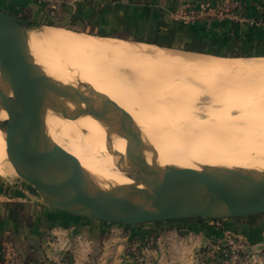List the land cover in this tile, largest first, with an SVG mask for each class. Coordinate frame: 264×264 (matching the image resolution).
I'll list each match as a JSON object with an SVG mask.
<instances>
[{
	"label": "rangeland",
	"instance_id": "rangeland-1",
	"mask_svg": "<svg viewBox=\"0 0 264 264\" xmlns=\"http://www.w3.org/2000/svg\"><path fill=\"white\" fill-rule=\"evenodd\" d=\"M100 1L103 2V0ZM104 1L115 4V7H119L120 4H125L127 7L130 6L133 15H143L147 12L150 16L154 17V19L159 18L160 20H165L170 18L172 21L192 20V16L194 17L199 14L197 11L203 8V6H207L203 3L194 8L192 3L187 5L184 2L185 0H167L166 4H169V6L167 5L169 7H167V10L164 7H156L153 0ZM78 2H80V0H37V4L41 6L40 10L42 9V12L35 14L28 10L22 17L35 24L33 27L36 29H44L47 27L48 29L51 27L66 28L83 34L112 37L134 45L142 44L155 49H161L169 54H179L182 59L185 60L179 62L182 65L173 63L174 65L169 64L164 66L157 63L155 66H152L153 68H148V65H146L144 73L148 72V74H144L146 76L143 75L142 77L140 75L141 78L139 74L134 77V71L130 69L132 65L118 70V73L122 74L123 78H126V80L125 83L117 85L119 89L123 88V92L125 90V93L129 95H127L128 98H131L129 101L126 98L125 101H127L125 103L136 112L138 111L136 109H139V111L142 110L140 112L138 111V113L144 115L142 119L146 118L149 120V125L158 120V126L155 130L153 128L147 129L139 127V129L145 133L143 134L146 136L145 138L148 137L147 141L151 145H155L153 141H160L164 144L167 143L168 154H166V158L167 156H171L170 152L172 153L174 151L173 149L177 151L182 148L183 153L182 149L179 151L182 157H178L180 158L178 161L181 160L179 162L184 166L186 165L185 167H196L197 165V167H201L204 166V163L209 164L211 162L212 164H216L214 161H221L218 163H226L227 165L260 166L264 168V150H261V148L258 150V146L260 147L261 143H263L261 146L264 147V61L248 63L245 66H230L226 63H219V61H217L214 62L216 65L215 67L204 69V67L196 66L190 59L201 60L202 58L204 60L210 61L212 59L216 61L214 56L183 52L181 50L163 47V45L152 44L153 42L150 40H144L146 36L137 31L136 28L131 31L129 29L115 30L107 34L108 30L103 32L101 27L97 24L92 23L91 20L85 21V18L80 16L81 10ZM225 3L228 4V2ZM102 6L101 8L105 9L104 4ZM170 6H172V8H170ZM187 7L191 9H187ZM217 7L220 10V8H225L226 4L223 5L222 3L217 5ZM115 10L118 16L119 10L117 8ZM204 17L205 16H203V18ZM47 21H52V23ZM188 58L190 59L188 60ZM191 62L192 64H190ZM125 73H127L126 76ZM139 73L141 74V72ZM125 84L127 86H125ZM140 87L143 88L141 89ZM169 90L171 92H169ZM141 96H143V98ZM158 100L164 103L168 102V104L163 106L164 103L162 104ZM132 101H135V104H132ZM172 101L175 105L177 104L179 108L175 106V109V107H173L174 105L172 106ZM154 102L158 103H155L156 107L161 105L160 108L162 107V110H165V113H167L164 115V111L162 112L159 108V110H156L154 104H152ZM169 104L170 107L168 108ZM171 106L173 110H171ZM146 108L148 112L151 113L144 114V112H147ZM151 108H155V111L152 112ZM144 109L145 111L143 112ZM58 114L60 115V112H58ZM64 117L67 118L65 115ZM151 118L152 120H150ZM202 129L203 133H201ZM223 135L225 136V140H229L226 143H228V145L232 144L231 146H233L236 137H249L248 139L253 137L254 140L252 143L255 144V138H263H261V140L258 139L260 145L256 144L257 148L253 147L255 145H252L249 141L252 147L247 144L250 148L246 147V152H243L244 157L242 160H237V157L231 152L225 154L223 150L222 152L218 150L219 152L215 153L217 152L216 150L213 154L217 157L213 156V160H211L213 158L212 156L209 159L206 158L209 156H203L204 158L202 159L201 157H196L192 159V161L190 155L189 159V153L187 154V152L190 150H188V147L194 144L189 141H195L194 139L199 137L208 138L209 140L221 139L222 143H225ZM248 139L245 141H248ZM69 142L70 138H63V144L65 146H68ZM175 144L177 145L176 147ZM154 147L159 148L158 145ZM159 150L160 148L154 152V154H156L157 151L158 158L162 153H160L162 150ZM174 154L177 153L175 152ZM184 156H186L185 159L187 158L189 161H187V159L185 160ZM234 157L236 158L234 159ZM229 158L235 161L229 162L231 160H229ZM164 163L167 164L165 159ZM168 164L172 165L171 163ZM4 168V171L0 172V183L3 182L4 187L7 184H11V182L16 183L15 180L32 186L27 181L23 180L17 172L12 170L8 165H5ZM257 218L259 219H255L256 221L250 219H244L245 221H242L243 219H237L234 222L232 221L233 223H230L232 226L220 225V234L209 237L206 243H203L206 238H202L201 240L195 238L198 233L189 225V231L183 232L184 226L187 224L186 222L197 219L170 220L139 225L116 223L122 227H117L115 231L112 229L110 230L111 232L103 234L99 247L100 251L97 257H93L90 261L94 260L93 264H264V217L258 215ZM176 222L180 223L177 224ZM125 226L128 227V229L133 227L137 228V230L143 229V233H133L125 229ZM105 239L111 249L113 248L109 255H104L102 252L103 241ZM121 246L125 248L120 249L122 248ZM69 254L70 253L65 254L59 252L54 256L51 255L47 259L48 264H74V257H71Z\"/></svg>",
	"mask_w": 264,
	"mask_h": 264
},
{
	"label": "water",
	"instance_id": "water-1",
	"mask_svg": "<svg viewBox=\"0 0 264 264\" xmlns=\"http://www.w3.org/2000/svg\"><path fill=\"white\" fill-rule=\"evenodd\" d=\"M33 26L28 19L0 9V69L16 90L15 101L4 105L8 113L4 123L13 129L7 137L13 153L8 155L17 174L35 188L46 206L127 225L264 214V168L208 164L178 170L161 165L157 151L155 166H149L144 149L153 145L140 132L132 114L109 99L102 101L111 110L101 121L107 126L127 125L138 160L130 174L142 182L109 189L96 183L89 170L71 162L69 152L51 138L46 125L54 95L84 101L81 113L92 116H96L95 105L80 89L52 81L33 61L27 35ZM92 101L96 103V98Z\"/></svg>",
	"mask_w": 264,
	"mask_h": 264
},
{
	"label": "bare ground",
	"instance_id": "bare-ground-1",
	"mask_svg": "<svg viewBox=\"0 0 264 264\" xmlns=\"http://www.w3.org/2000/svg\"><path fill=\"white\" fill-rule=\"evenodd\" d=\"M27 35L29 36L30 39V47L32 50L31 53H32L33 61L41 65V67L47 73L48 77H50L52 81L59 83L61 85L76 87L80 89L81 91L85 92L88 96H90L91 98L90 102L95 105L96 116H92L84 112L81 113L82 109L86 107L84 101L69 100L61 96L54 95L55 98H53L50 108L47 110V114H46L47 130L51 138L54 141H56L58 144L63 146L69 152L70 160L72 163L83 166L84 168L89 170L91 175L94 177L96 183H98L101 187L105 189H109L119 184L138 186V184L142 182L141 179H138L136 176L133 177V175L130 174L132 168H134L135 165H137L138 160L136 156L133 155V149L135 148V144L133 140L129 137L127 125L125 123H122V124H112L107 126L105 123H103L101 121L102 116L107 114L111 110V108L106 106V102L105 104H103L102 101L109 99L114 101L124 109H126L128 112L132 114L138 128L139 127L140 128L144 127L147 129L153 128L155 130L156 127L158 126V120L155 123L153 122L152 124L149 125L148 124L149 120L146 118L142 119L144 115L138 113L139 109H136L138 110L136 112L131 107H129L127 103H125L127 101V100L125 101L126 98L128 99V101L131 98H128L127 97L128 94L125 93V90L123 92L122 90L123 88L119 89L117 85L120 83H125L126 80V78L125 79L123 78L122 74L118 73V70L120 68H127L132 65L130 69H133L134 77L137 74H139V77L140 75L142 77L144 74H148L147 71H146L147 73H144L145 72L144 69L146 65H148L147 66L148 68L149 67L153 68L152 66H155L157 63L164 66L173 63L181 64L179 63L180 61L183 60L181 55L169 54L162 51L161 49H157V48L155 49L153 47L142 44L134 45L129 42H125L123 40L115 39L112 37L109 38V37H100L96 35H89L86 33L83 34L66 28H55V27H51L50 29H48V27L44 29L31 28V29H27ZM189 59L190 58H188V60ZM211 60L210 61L204 60L202 58L201 60L200 59L192 60V58L190 59V61L194 62L196 66L204 67V69L212 68L213 66L214 67L216 66L214 62L217 61H213V60L211 61ZM192 62L190 64H192ZM188 65L186 66L189 67ZM139 72H141V74ZM126 74L127 73H125V76ZM125 86L127 85L125 84ZM140 88L142 89L143 87ZM170 90L169 92H171ZM141 97L143 98V96ZM92 98L93 100L94 98H96V103H93ZM15 99H16V90L5 78V76L3 75L0 69V172L4 171L5 165H8L12 170L16 172L8 155L9 153H13V151L12 148L7 143V137L8 135L12 134L13 129L9 127L8 124L4 123V120L8 118V113L4 109V105L14 102ZM134 102L132 101L131 103L133 104ZM155 103L156 102L152 104H154L155 106ZM161 103L163 104L164 102L162 101ZM166 104H168V102L164 103L163 106ZM160 106L161 105H158L157 107L155 106L156 110L160 109L162 112L164 111V115H165L167 112L165 113V110H162V107L160 108ZM172 106L173 107L176 106L177 108H179L178 105L177 104L175 105L174 102L172 103ZM172 106H171V110H173ZM169 107L170 104L168 108ZM155 108H151L152 112L155 111ZM144 111L145 109L143 110V112ZM146 111L147 112L146 113L144 112V114L151 113L148 112V109ZM58 112H60V115L58 114ZM64 114L71 116V119L68 117L65 118ZM150 120H152V118ZM140 132L142 134H145L141 130ZM201 133H203V129ZM64 137L70 138V142L68 143V146H65L63 144ZM248 138L249 137L247 138L236 137L234 139L233 146H231L232 144L228 145V143H226L229 140L228 141L225 140V136L224 139L223 138L222 139L225 141L226 144L222 143L221 139L209 140L207 138L208 139L207 140L206 138L196 137L194 139L195 141L193 140L189 141L194 144L190 145V147H188V150L190 151L187 152L188 151L187 150L186 152L187 154L189 153L188 154L189 159L190 156L192 157L191 160L195 159L196 157L197 158L201 157L202 159L206 156H209L206 157L207 159H209L211 158V156L212 157L215 156L213 153L216 150L217 152L215 153H218L220 150L221 152L222 150L225 151V154L231 152L234 154V156L237 157V158L234 157V159L236 158L237 160H242L244 157L243 152L246 150V147L250 146L249 141L252 143L254 140L253 137L250 138L252 141ZM261 138L263 137L255 138L256 144H259L260 141L258 139L261 140ZM146 139H148V137ZM247 139L248 141H245ZM217 141H219L220 143ZM153 142H152L153 144L158 145L160 150H162V151L159 150L160 153L161 152L162 153L160 154V156L158 155L159 156L158 162L161 165L165 164L164 163V159H165L167 164L171 163L172 166L178 170H181V168L186 166V165L184 166L179 162L181 160L178 161V159H180L178 157H182V155L179 154L181 153L179 151L182 148L180 149L179 147L180 150L177 151L173 149L174 151L172 153L170 152L171 156L170 157L167 156L166 158V154H168L167 153L168 149L166 146L167 143L164 144L160 141H153ZM253 144L255 145L253 147L257 146L255 143H252V145ZM252 145L250 147H252ZM261 145H263V143H261ZM261 145L260 147L258 146V150L259 148H261V150H264V147ZM176 146L177 145L175 144V147ZM153 147L151 148L149 146H146L144 149L143 156L146 164L149 166H155L156 164V154H154V152L159 148L156 147L153 148ZM175 152L177 154H174ZM182 153H183V149H182ZM187 154L185 155L187 156ZM174 155L176 156V158ZM186 156H184V159ZM213 159L214 157L211 160ZM229 160H230L229 162L235 161L232 158H229ZM187 161L189 160L187 159ZM214 162L216 164H221L218 163L221 161H214ZM205 164L208 165L207 163H204V165ZM209 164L211 165L212 163L210 162ZM225 165L227 164L225 163Z\"/></svg>",
	"mask_w": 264,
	"mask_h": 264
},
{
	"label": "crops",
	"instance_id": "crops-1",
	"mask_svg": "<svg viewBox=\"0 0 264 264\" xmlns=\"http://www.w3.org/2000/svg\"><path fill=\"white\" fill-rule=\"evenodd\" d=\"M225 1L185 0L184 2L187 5L192 3L195 8L203 3L217 6ZM241 1V7H237L236 11L238 15L247 19L244 22L217 16H207L194 21H172L170 18L160 20L154 19L147 12L143 15H133L131 7L125 4L115 7V4L104 0L103 2L80 0L78 3L80 16L85 18V21L91 20L92 23L97 24L103 32L108 30L107 34L115 30L131 31L136 28L146 36L144 40L156 42L152 44L183 52L214 56L216 61L223 63L228 61L226 64L230 66L239 64L245 66L248 63L264 61V0ZM153 3L156 7H164L167 10L169 8V4H166L167 0H153ZM103 4L105 9L101 8ZM40 7L37 0H0L1 10L19 16L24 15L28 10L35 14L42 12ZM116 8L119 10L118 16ZM187 9L191 8L187 7ZM15 182L7 184L6 188L3 182L0 183V264H48V257L59 252L70 253L69 255L74 257V264H93L94 260L90 261V259L97 257L103 234L122 227L116 223L79 218L51 209L45 205L32 186L19 180ZM258 215L264 217V214H252L222 220L190 218L197 220L186 222L183 232L189 231V225L198 233L195 238L199 240L206 238L203 241L206 243L209 237L220 234V225L232 226L230 223L237 219L257 220ZM125 229L128 227L125 226ZM128 230L133 233H143V229L137 230L135 227ZM121 247L120 249L125 248ZM112 250L105 239L103 254L109 255Z\"/></svg>",
	"mask_w": 264,
	"mask_h": 264
},
{
	"label": "built area",
	"instance_id": "built-area-1",
	"mask_svg": "<svg viewBox=\"0 0 264 264\" xmlns=\"http://www.w3.org/2000/svg\"><path fill=\"white\" fill-rule=\"evenodd\" d=\"M225 2H228L225 3ZM223 5L226 4L225 8H219L216 6H211V5H207V6H203V8H201L199 11H197L199 14H197V16H192L190 21H194V20H198L200 18H203V16L207 17V16H217V17H229L232 19H235L239 22H244L247 19L244 17H241L240 15L237 14V7H241L242 5V1L241 0H226ZM217 12H216V11ZM226 13V14H225ZM61 263V261H60Z\"/></svg>",
	"mask_w": 264,
	"mask_h": 264
},
{
	"label": "trees",
	"instance_id": "trees-1",
	"mask_svg": "<svg viewBox=\"0 0 264 264\" xmlns=\"http://www.w3.org/2000/svg\"><path fill=\"white\" fill-rule=\"evenodd\" d=\"M47 22H49V21H47ZM49 23H52V21L51 22H49ZM72 28V27H71ZM153 43H156L155 41H152ZM79 218H84V217H79Z\"/></svg>",
	"mask_w": 264,
	"mask_h": 264
}]
</instances>
